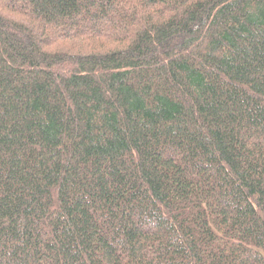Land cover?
Masks as SVG:
<instances>
[{"label": "trees", "instance_id": "16d2710c", "mask_svg": "<svg viewBox=\"0 0 264 264\" xmlns=\"http://www.w3.org/2000/svg\"><path fill=\"white\" fill-rule=\"evenodd\" d=\"M0 264H264V0H0Z\"/></svg>", "mask_w": 264, "mask_h": 264}]
</instances>
